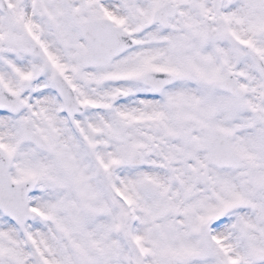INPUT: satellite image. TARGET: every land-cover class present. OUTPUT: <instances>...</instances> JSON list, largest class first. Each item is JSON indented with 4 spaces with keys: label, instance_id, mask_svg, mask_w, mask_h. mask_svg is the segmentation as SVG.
<instances>
[{
    "label": "snow or ice",
    "instance_id": "1",
    "mask_svg": "<svg viewBox=\"0 0 264 264\" xmlns=\"http://www.w3.org/2000/svg\"><path fill=\"white\" fill-rule=\"evenodd\" d=\"M0 264H264V0H0Z\"/></svg>",
    "mask_w": 264,
    "mask_h": 264
}]
</instances>
